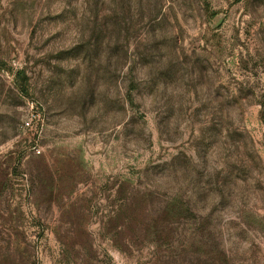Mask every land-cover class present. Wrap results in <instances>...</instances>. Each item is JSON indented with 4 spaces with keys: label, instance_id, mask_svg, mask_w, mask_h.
Listing matches in <instances>:
<instances>
[{
    "label": "rangeland",
    "instance_id": "1",
    "mask_svg": "<svg viewBox=\"0 0 264 264\" xmlns=\"http://www.w3.org/2000/svg\"><path fill=\"white\" fill-rule=\"evenodd\" d=\"M0 264H264V0H0Z\"/></svg>",
    "mask_w": 264,
    "mask_h": 264
},
{
    "label": "built area",
    "instance_id": "2",
    "mask_svg": "<svg viewBox=\"0 0 264 264\" xmlns=\"http://www.w3.org/2000/svg\"><path fill=\"white\" fill-rule=\"evenodd\" d=\"M29 106H30V110H34V113L32 114V116L28 114L26 118L23 119L22 127L25 130L35 131L36 133H38L40 131L38 127V122L36 123V125H34L35 120L38 119V116L40 115V114H37V112L35 111L37 104L35 103V101H31L29 103ZM35 152L37 154H41L42 149L39 146H35Z\"/></svg>",
    "mask_w": 264,
    "mask_h": 264
}]
</instances>
